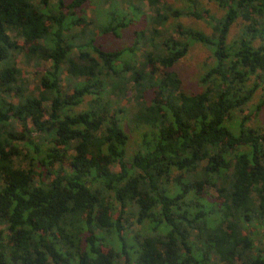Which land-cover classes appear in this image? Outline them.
<instances>
[{
	"label": "trees",
	"instance_id": "obj_1",
	"mask_svg": "<svg viewBox=\"0 0 264 264\" xmlns=\"http://www.w3.org/2000/svg\"><path fill=\"white\" fill-rule=\"evenodd\" d=\"M167 1L0 0V264H264V0Z\"/></svg>",
	"mask_w": 264,
	"mask_h": 264
},
{
	"label": "rangeland",
	"instance_id": "obj_2",
	"mask_svg": "<svg viewBox=\"0 0 264 264\" xmlns=\"http://www.w3.org/2000/svg\"><path fill=\"white\" fill-rule=\"evenodd\" d=\"M199 1V6L202 9V11H205L208 13V15L212 17H220L223 14V11L214 3L212 0H198ZM167 4L170 5L172 8H177V9H184L186 8L184 4L178 2V1H173V0H168ZM124 5V4H123ZM126 5H124V8ZM107 8V6L101 8L98 13H96V17L99 18V20H103V17L101 16L102 11H104ZM140 8L142 9L141 12L147 13L149 11L148 6L143 4L141 5ZM96 9H94L92 6H89L87 9V15L92 16L94 14ZM130 17V14L127 15ZM139 22H136V19L133 22L132 26H129L127 29L123 30V34L121 35L120 38L114 39V41H109L108 45L111 46L112 48H120L127 46L128 44H131L133 41V34L132 32L135 29H142L144 28V23L141 20V18L138 19ZM136 22V23H135ZM178 24H181L184 27H189L192 29L200 30L205 33H209L210 28L203 23L202 21H198L196 19L190 18V17H181L179 19H169L167 21L166 26L172 27L176 26ZM236 31H233V34ZM209 57L210 53L209 51L198 44H194L191 46L189 49L188 53L186 56L180 60L173 70L178 74V76L182 80V89L186 92L189 91H194L198 92L199 91V86L197 84V80L202 72L203 66L205 63L209 62ZM17 69L20 71L19 74V81L17 82L18 86H22L25 88L26 93L36 90L37 84L35 83V80L33 78V74L35 70L39 67H47L48 64H41V65H36L33 62L31 63H26L24 61V58L22 55L17 57ZM260 94V91H257V94L255 95V99L253 102H251L248 107L245 109V113H247L248 110L252 109L255 107V105L258 103L260 99H258V96ZM21 93H15L13 95V98L10 100L12 103L17 104L20 100ZM85 105L81 107V109H85ZM250 125H261L264 124V108L258 113L256 119L254 122H252ZM131 145V144H130ZM118 168L117 166L113 167V171H117ZM210 193H213V191H210Z\"/></svg>",
	"mask_w": 264,
	"mask_h": 264
}]
</instances>
